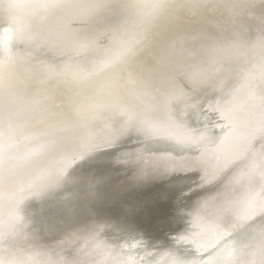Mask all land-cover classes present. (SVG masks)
I'll list each match as a JSON object with an SVG mask.
<instances>
[{
  "label": "bare ground",
  "instance_id": "6f19581e",
  "mask_svg": "<svg viewBox=\"0 0 264 264\" xmlns=\"http://www.w3.org/2000/svg\"><path fill=\"white\" fill-rule=\"evenodd\" d=\"M31 1L0 0V35L5 30L7 42L10 36L19 38V30L13 26V16ZM192 3L177 5L180 12L166 18L162 16L157 21L154 26L156 35L140 44L141 54L132 63L131 73L110 93V96H116V101L107 115L100 116L95 106V93L105 94L98 89L108 83L112 76L114 63L106 65V61L114 60L118 53H112L108 48L98 49L92 61H81L74 69L67 71L60 86L47 96L29 100L20 107L13 101L8 104L0 101V149L6 144L8 149L4 156L16 161L12 166L0 168V196L11 194L14 187L27 178L34 180L31 191L0 214V236L8 232V237L5 236L7 239L4 238L7 246L2 248L3 242H0V264H125L124 259L132 253L130 251L134 254L132 244L140 246L144 241L148 249L144 260L138 263L132 260L138 256L136 252L144 248L141 245L140 248L136 247L139 251L132 256V261L129 258V262L153 264L147 263V260L162 247L172 246L170 233L175 223L183 216L191 217L193 208L206 198L204 195L208 194L206 186L209 183H205L208 179L203 171L213 169L212 158L214 160L215 157L211 153L220 152L218 149L221 145L223 151L220 149V155L222 158L224 156L225 163L218 160L221 167L216 172L215 180H232L227 197L232 200L236 194L237 199H244L234 208L230 207L231 203L224 205L227 207L224 211L227 213L229 209L233 214L242 213L241 231L245 225L253 222L260 196L264 195L263 188L253 191L264 176L261 170L264 151L261 155L256 151L258 141L263 140L259 139L258 132L253 136L258 126L245 128L247 120L242 121L247 114L242 115L256 103L253 90L244 87L247 81L242 79L241 73L245 67L253 66L255 60L264 61V50L259 40L252 42L256 29L262 28L260 14L264 0H209L207 6L198 8L192 7ZM249 3L254 7L247 9L245 6ZM232 5L240 7L232 9ZM68 10L73 18L78 13L72 7ZM39 14L40 8L35 7L24 20L29 24L35 23ZM44 28L43 25L35 26L32 29L33 39L39 38ZM248 46H252L251 53L237 57L239 51H244ZM96 48L93 46L90 50ZM256 69L250 70L251 74L260 79L262 75ZM174 71L197 83L198 93L203 96V100L187 116L193 119L194 128L187 129L191 127V122H186L187 117L161 128L159 115L147 110L156 91L161 89L162 96L168 95L177 79ZM196 72L201 75L195 78ZM19 76L20 72L12 67L8 79ZM213 80L217 81L216 84ZM211 87L218 91L212 98H207L206 90ZM233 110H237V113L234 111L236 116H232L231 124L226 123V126L224 121L234 114L231 112ZM131 122H135L140 135L155 134L154 141H151L153 144L140 150L146 149V155L140 152L144 156L141 154L132 163L115 168L108 154L100 152L102 155L91 161L61 169L64 164L56 158L75 147V137L88 123H92L89 127L92 134L99 132L96 141L102 147L110 142V131L122 129ZM145 122L156 127H146ZM166 131H169L170 137H167ZM235 158H241L240 162ZM152 167L173 171L143 185L135 184L137 172L141 168ZM59 168L61 170L57 172ZM55 172L57 174L48 179ZM201 172L204 173L201 176L203 180L199 179ZM95 173H106L111 177L103 188L104 198L97 204L98 211L92 215L75 211L66 216L62 212V204L69 193L76 190V179ZM203 176L207 180L204 181ZM164 194H167V198L161 200ZM220 200L218 202L224 203V200ZM244 202L246 204L241 206ZM129 209L134 211L129 212ZM177 209L179 219H172ZM166 214L167 221L160 226V217L164 218ZM210 222L195 226L196 229L190 231L181 243L173 244L172 255L190 249L203 240L207 231L219 224L218 219L211 221L210 218ZM158 224L160 230L157 229ZM257 234L262 238L259 246H237L226 264H264V224L258 227ZM22 238L25 240L23 246L17 244Z\"/></svg>",
  "mask_w": 264,
  "mask_h": 264
},
{
  "label": "rangeland",
  "instance_id": "374dc122",
  "mask_svg": "<svg viewBox=\"0 0 264 264\" xmlns=\"http://www.w3.org/2000/svg\"><path fill=\"white\" fill-rule=\"evenodd\" d=\"M192 1L193 0H172V6L165 9L163 14L157 15V9L153 7L154 0H59L61 4L55 8L43 6L49 3L50 0H32L24 7L23 10H21L18 14H14L13 16V26L18 28L20 34L19 38H12V36H10V41L7 42L8 37L6 31H1L4 33L3 35H0V101L2 103L5 102L6 104H8L10 101H13L16 106L20 107L29 100L49 95L52 90L60 86V81L66 75L67 71L69 72L71 69H74L75 66H77V64H79L81 61H92V59L95 58L94 53H96L98 49L108 48L112 50V53H118V56L122 48L135 44L136 41L140 40V34L142 30L148 29L146 40L153 38L157 32L154 26L162 16L163 18H166L167 16H174L180 12L176 7L177 5H184ZM35 7L40 8V14L37 16L35 23L29 24L28 21L24 20L25 16L29 15ZM71 7L76 12L78 11L74 18L68 14V9ZM83 10H86V12L81 13ZM149 20L152 21L150 26L145 23ZM37 25H43L45 28L39 38L33 39L32 29ZM256 30L257 33L255 34V38L252 42L260 40L261 35L264 34L262 28H258ZM21 33H23V36L26 37V39L21 37ZM140 44L136 45L135 55L125 57L113 64L114 66L112 67L111 71L112 76L109 77V82L101 85L98 89V91L100 89L101 92L104 91L105 94L97 95V93H95V99H97L95 106L97 107L101 117L107 115L110 112V108L115 105L116 96H110V93L113 92V90H116V88L121 85V81L124 79V77H127L131 73L132 63L136 61L137 58L139 59L141 54ZM93 46H96L97 48L95 50H90V48ZM251 47L252 46H248L244 49V51H239L237 57L248 56V54L251 53ZM242 59L240 60L241 62ZM258 60L259 59L255 60L253 66L250 65L249 67H245L241 73L242 79L247 81L244 87H249V89L253 90L255 103L257 105V107L256 105L249 107V109L253 107L256 108L251 110L248 109V111L242 115L243 117L245 114L248 115V119L247 115H245L246 117L242 120L243 122L245 119L247 120H245L247 122L245 123V128L259 126L262 119V113L264 114V107H262L264 105H261L264 104V89L261 88L264 87L262 85L264 80V61ZM12 67L13 70H18L20 72V76L18 78L9 80L8 78L10 76V70ZM256 67V70L260 71L258 73L262 75L260 79H256L255 74H251L252 69ZM173 75L177 79L173 82L169 93L178 89L181 90L183 94L176 99L168 100L166 102L168 95L162 96L160 89L151 96L152 102L148 104L147 107L149 112H154L159 115L161 118V122H159L161 124V128H165L167 125L179 122V120L182 118L185 119L192 109L203 100V96L198 93L197 83H195L193 80H188L185 77H181L180 72L178 73L177 71H174ZM213 77H215L214 73ZM213 81L216 84L217 81ZM217 91L218 90H216L214 87L208 88L206 90L207 98H212L214 93ZM234 111L235 110L231 112L234 113ZM235 112L237 113V110ZM229 116L227 118L229 120L224 121L225 125L226 123L231 124L230 119L232 120L236 114L234 113ZM191 121L194 125L193 119L191 117H187L186 122L189 124ZM192 122L191 125L189 124L191 127H187V129L192 127L194 128V126H192ZM91 124L92 123H88V125L78 134V136L75 137L76 142H74V148L69 149L68 151L61 154V156L56 158L58 160H62V164H64V167H60L62 170L66 167H72L76 164H79L80 162L91 161V159L98 157L99 155L101 156L102 154H108V157L112 159L111 163L115 166V168H121L126 164L117 163L116 157L124 156L125 158L129 159V163H132L135 160L131 158L136 157V159H138L141 157L140 155L142 153L145 154L146 152L147 154L146 149L143 151L140 150L145 148L147 145L153 144L151 141H154L152 140L155 135L154 133L147 136L140 135L136 128L135 122H131L126 127H122V129L128 130L127 135L113 142V135L117 131H110V142L104 144V146L101 147L99 142L96 141L100 134L97 132V130H95L97 132L95 135L91 133L92 130L89 128ZM168 133L169 131L165 132L167 137H170ZM258 137L259 139H262L260 138V135ZM254 138L256 139V137ZM260 142H264V139L262 141H258L259 146L256 149L258 154L261 155V153L264 151V143L260 144ZM222 147L223 146L221 145L218 149L220 152H216L215 154L211 153L213 154L212 156L216 158V160L215 158L214 160L212 158V161H214V163L212 162L213 169L207 170V172H205V170L203 171L205 175H207L206 178L208 179V181L205 183H209L208 186H206V194L208 193V196L204 195V197L208 198H204L200 204H197L198 206L193 208L194 211L192 210V212L194 215L191 214V217L189 218H185L183 216L175 223L170 233V241H172V246L181 243L182 239L188 235L190 231H193V229L195 230L197 225L201 223L205 224L206 222H208L207 224L212 223L210 222V218L211 221L218 219L219 224L215 229L207 231L203 240L193 245L190 249H186L184 251L182 250L178 254L172 255V246L169 248L162 247L156 255L147 260V263L191 264V262L194 261L195 264H226L227 259H229V256L234 253L237 246L248 248L259 246L262 243V238L257 234V229L260 225L264 224V195L260 196V201L258 202L253 222L245 225L243 227V231H241L242 213L241 215L240 213L233 214L230 213L233 211L229 209L227 213L224 211L225 208H227L224 207V205L228 206V204L231 203L230 207L234 208L244 199H237L236 194L232 200L227 197V191L231 188L232 180H215L216 172L221 167L218 160L221 163H225L224 156L223 159L222 155H220V153L222 154L223 151L221 149ZM7 149L8 147L6 144H4L2 149H0V168H7L16 163L13 158H7L4 156ZM100 152L103 153L99 154ZM81 154H84L83 159L79 158ZM144 154H142V156H144ZM240 159L236 160L240 162ZM253 160L254 159H252L250 162ZM239 162L236 161L237 164H240ZM250 162L247 161V163ZM60 168L57 172H60ZM57 172L50 175L48 179L56 175ZM204 173L200 174L199 179H202L201 176ZM206 178H204V181L207 180ZM33 182V178H27L26 180L17 184L11 194L0 196V214L13 206V204L20 197L28 194V192H30L33 187ZM249 188L251 189V187ZM255 188L256 189H253L254 192L262 188L264 192V176L258 181V183L255 185ZM209 193L211 195H209ZM220 198L222 201L224 200V203H220ZM173 201H175V199ZM208 201L210 202V207H208ZM214 201L220 202H215L216 204H214ZM221 204H223V206ZM245 204L246 203L244 202L241 204V206ZM203 208L205 209L202 211ZM220 209L225 213H223ZM210 211L216 213L214 214ZM208 213L209 215L211 214L209 218H207V216H209ZM217 214L220 215L221 218H217ZM196 215H199L200 217L203 215L201 219L204 221L199 219L200 217ZM165 217H160L158 222L159 224L162 222L160 226L164 225L167 221V214ZM192 217L194 218L192 219ZM212 217H214V219ZM159 224L157 225V229L160 230L161 227H159ZM155 226L156 225H154V227L152 226L151 228L153 229ZM5 233L8 234L7 231ZM7 234H1L3 238L0 236V242H3V244L0 243L2 248L7 246ZM23 241H25L24 238L18 241L17 244L20 243V245L23 246ZM136 244H132L134 245V248L132 247L133 249L131 250H134V254L136 251H141H139V253L136 252L135 255L138 254V256H134V254H132L133 251H130L132 253L128 254L124 259V262H127L125 264H132L134 262L138 263L144 260V257L148 251L146 248L147 245H144L146 244L145 241L143 244H141L144 245L142 246L144 248L141 247L143 250L145 249L143 251L142 249L136 250V247L140 248L141 246H135ZM17 248L22 249L20 247ZM132 256H134L136 259L132 258ZM129 258L130 260L132 258L134 262H129Z\"/></svg>",
  "mask_w": 264,
  "mask_h": 264
},
{
  "label": "snow or ice",
  "instance_id": "6c2138e0",
  "mask_svg": "<svg viewBox=\"0 0 264 264\" xmlns=\"http://www.w3.org/2000/svg\"><path fill=\"white\" fill-rule=\"evenodd\" d=\"M209 3V0H193V3L191 4L192 7H203L207 6ZM59 0H50L49 3L43 5L44 7H58L60 6ZM172 6V0H154L153 7L157 9V15L163 14L164 10ZM240 7L239 5H232V9ZM247 9H251L254 7L252 3H249L245 6ZM231 10V9H230ZM260 22L262 25V28H264V4L261 5V14H260ZM146 24L149 26L152 24V21H146ZM147 31L148 29L142 30L140 34V40L136 41L135 44L126 46L122 48L120 54L113 60L109 59L106 61V65H110L112 63H115L119 60H122L125 57H130L136 54V45L140 44L142 41L147 39ZM21 37L25 38L23 36V33H21ZM259 44L261 46V49L264 50V34L261 35ZM87 46V45H83ZM201 75V73L196 72L194 74L195 78L197 76ZM181 90H173L171 91L166 99V102L168 100H173L178 98L180 95H182ZM145 126L149 128H155L156 125L154 124H148L145 122ZM256 132L259 133L260 137L264 139V118L261 119L260 124L255 132H253V136L256 135ZM128 130L127 129H119L117 132L113 135V142L119 140L120 138L127 135ZM56 132L53 133L55 135ZM81 159L84 158V154H81ZM131 159L135 160L136 157H132ZM116 162L120 164H127L129 163V159L125 158L124 156L116 157ZM261 170L264 171V157L261 159ZM170 171H173V169L168 168H161V167H152L150 169H144L141 168L136 176L134 177V182L137 185H143L144 183L156 179L158 177L166 176ZM111 177L109 174L106 173H95V174H86L83 176H80L76 179L77 188L74 191H71L69 195L65 198L63 204H62V212L67 216L71 215L75 211H83L88 213L89 215H92L98 211L97 204L100 200L104 198V192L103 188L106 187L110 181ZM167 198V194H164L161 197V200H164ZM129 212L134 211V209H129ZM172 219H179V209L176 210L175 215L172 217ZM55 226V223L52 225ZM191 264H195V262H191Z\"/></svg>",
  "mask_w": 264,
  "mask_h": 264
}]
</instances>
